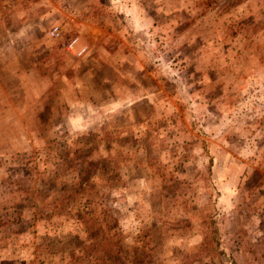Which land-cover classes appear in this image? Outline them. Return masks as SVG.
<instances>
[{"label":"rangeland","instance_id":"1","mask_svg":"<svg viewBox=\"0 0 264 264\" xmlns=\"http://www.w3.org/2000/svg\"><path fill=\"white\" fill-rule=\"evenodd\" d=\"M0 264H264V0H0Z\"/></svg>","mask_w":264,"mask_h":264},{"label":"built area","instance_id":"2","mask_svg":"<svg viewBox=\"0 0 264 264\" xmlns=\"http://www.w3.org/2000/svg\"><path fill=\"white\" fill-rule=\"evenodd\" d=\"M48 33L50 36L56 37L60 33V28L58 25H53L50 27ZM77 44V39L73 37L66 43V49L72 54H80L84 50V47Z\"/></svg>","mask_w":264,"mask_h":264}]
</instances>
